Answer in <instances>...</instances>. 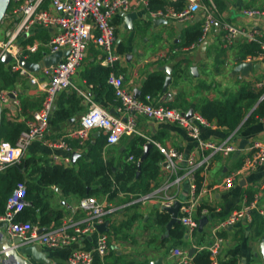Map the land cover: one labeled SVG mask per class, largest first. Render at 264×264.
<instances>
[{
	"label": "crops",
	"instance_id": "0c3cea01",
	"mask_svg": "<svg viewBox=\"0 0 264 264\" xmlns=\"http://www.w3.org/2000/svg\"><path fill=\"white\" fill-rule=\"evenodd\" d=\"M146 1L147 6L141 5L132 11L136 12L140 17L134 25L146 23L150 19L152 21V23L150 22L151 34L162 33L161 38L166 41L165 45L167 47L173 41L176 44L181 43L182 31L185 27L197 23L201 26L203 22L204 12L200 9L193 20L182 23V28H180L178 21L154 18L153 14L155 12L149 10V0ZM210 2L216 6L218 24L208 36L207 41L204 42L211 43L207 49L216 50L220 45H222L223 49H230L235 46L239 59L232 58L233 52H226V57L223 56L219 61L217 60L219 65L213 68V61L215 62L216 56L213 53L214 51L211 52L212 54L205 55L203 53V43L200 48L195 50L197 63L191 64L189 69L190 75L194 79L193 84L196 86L204 85V87L192 89L188 93L184 89L185 83L177 88L179 79L176 78L175 80L173 77V68L175 66L170 63L162 65H167L172 69V81L167 92L172 93L173 100L168 105L174 107L176 105L175 102L178 100L177 95L184 93L186 97L182 105L185 106L174 108H179L185 112L194 110V114L199 115H201L199 108L205 101L224 100L230 95L236 94L244 83L249 84L255 92L264 89V87H256V84L264 78V68L251 72L245 78H242L240 74H232L237 65L248 62V58L242 62L238 49L241 43L248 42V34L255 32L257 40L264 41V17L251 18L244 13L249 9H264V0H209ZM164 10L172 11L175 8L167 5ZM155 20H166L167 24L162 21L155 22ZM113 24L124 27L120 15L113 19ZM224 24L235 25L244 32L231 47H226L223 41L224 32L222 26ZM56 32V28L45 29L35 26L28 35H24L17 40L16 45L22 50L24 58L31 62H38L42 60L44 53L51 54L49 41ZM37 36H43V39H37ZM3 41L5 40H0V43ZM124 43L122 38L116 37L115 51H119L121 54L113 69L102 64L103 52L93 42L90 43L82 65L72 79V87L69 90L60 92L57 96L50 128L45 139L34 141L22 161L32 160L39 165H55L79 170L81 166L91 161L89 151L95 144L94 138L103 137L100 146L106 145V134L100 130L92 133L91 139L84 147L79 146L78 142L69 136L79 126L82 116L92 106H99L113 116H122L125 119V115L117 111L120 102L116 97L111 100L104 93L101 94L98 85L94 83L100 79L97 72L101 68H110L111 72L123 76L125 88L134 95L135 91L138 90L140 97L143 82L150 74L162 72L165 78L167 77L166 72L160 71L162 66L155 68L151 66L146 70V65L150 62L149 59L137 62L134 57L125 55ZM33 45L38 46V50L35 53H31L28 50ZM180 50L182 52L185 51V47L181 46ZM199 52L200 58L197 57ZM176 53L174 57L177 60L176 62H179L182 57L177 56ZM255 63L264 64V62ZM194 65L197 67V77L193 76L191 72V68ZM3 71L11 73V78L4 80L2 73H0V92L8 93L9 97L8 101H0L3 108L0 141L4 140L5 135L13 129L21 132L25 130L27 122L42 106L44 91L40 84L47 82L50 77L49 71L46 69L40 70L38 73L29 72L38 78L39 84L34 85L30 83V79L27 76L14 72L9 65L3 64ZM70 96L80 99L81 110L69 120L54 124L55 112L62 107H69L68 99ZM261 98H264V95ZM250 115L251 113L248 116ZM135 121L136 129L140 134L152 138L166 148L178 151L183 154L184 160L177 162L175 170H171L164 165L165 162L163 160L158 180L152 184V190L145 195L136 197L132 193L119 191L118 195L112 200L106 196H94L100 201H105L109 210H111L106 217V221H109V232H104L109 237V250L105 256L100 255L97 250L102 233L96 231L90 235L82 236L77 243L62 248L53 249L45 244L37 243L39 251L46 256V264H69V257L73 251L92 253L94 258L92 264H152L160 258L162 259V264H177L178 259L173 256L175 249L179 248L189 252L192 248H195V254H197L212 244L215 237L224 239L217 257L220 264H227V262L231 261L234 264H264V257L261 253V241L264 237V163L257 169L240 175L231 188L226 189L223 186L225 179L232 173L237 172L243 165L248 153L247 148L255 141H264V118L259 119L246 128L240 129L239 127L234 132H228L227 129L218 127L215 122H211L214 125L212 127H205L196 122L202 140L214 143L228 141L230 144L237 146L238 149L228 156L222 154L214 156L210 167L206 171L200 170L198 172L202 177L198 207L203 206L207 210L204 216L209 217V221L203 232L198 230L200 235L196 240H193V238L189 240L191 246L186 248L182 243L175 245L169 243L171 241L170 230H167V225L163 228L156 223V214L162 212L164 203L168 201L184 203L190 199L191 183L187 175L189 172L187 160L190 157H195L197 161H201L210 152L200 150L197 141L192 139L184 128L175 123L155 121L142 115H136ZM97 133L99 135L95 136ZM133 136L138 135L124 136L120 143L115 146L108 147L106 145L111 152L108 160L117 167L120 161L125 159L122 154L126 150L129 139ZM58 140L66 141L71 151L52 149L46 144L47 142ZM244 140L247 143H245V148L241 149V142ZM73 154H78L79 157L75 164L71 163L68 166L66 159H70L72 162ZM56 157L58 160H55ZM129 161L132 160L129 159ZM114 169L116 170V167ZM4 173L5 171L0 174ZM178 179H181L180 182H177ZM47 195L51 208L62 212V219L58 223L51 224L48 228L44 227L46 231L55 227L71 228L70 226L73 224L84 226L87 223L88 218L84 213L68 210V205L75 206L78 204L81 199L79 196H65L56 187L49 189ZM257 195H260V199L258 200L257 210L253 212V221L251 223L240 221L226 229L217 228L232 213L252 203ZM146 197L148 198L143 200ZM7 200L8 197L4 201L5 207ZM169 216L171 219L170 214ZM42 228L40 227V229ZM0 229L7 233V224L0 221ZM7 235L9 234L7 233ZM183 240H186V238Z\"/></svg>",
	"mask_w": 264,
	"mask_h": 264
},
{
	"label": "built area",
	"instance_id": "2783aa9c",
	"mask_svg": "<svg viewBox=\"0 0 264 264\" xmlns=\"http://www.w3.org/2000/svg\"><path fill=\"white\" fill-rule=\"evenodd\" d=\"M171 3L184 1L185 5L181 11L160 10L153 14L154 18L171 19L180 23H187L194 19L200 9L204 12V19L201 24V36L197 42L185 48V51H195L207 41L218 24L216 6L210 2L202 4L201 0H168ZM141 5L147 6L146 0H12L6 18H8V29L6 40L0 43V58L5 54H11L13 58L12 70L27 76L31 84H39L38 78L19 65V59L23 57L22 50L16 45L24 35H28L32 28L40 26L45 29L56 28V34L49 41L50 53L67 51L68 55L62 61L51 67L49 80L41 85L44 91V99L41 108L27 122L25 130L21 132L17 141H0V173L8 168L20 164L30 145L38 140L45 139L50 128V121L54 112L57 96L60 92L69 90L72 87V79L82 65L86 51L90 43H94L104 54L102 64L114 68L119 61V55L115 51L116 28L113 19L120 13H130ZM245 15L249 17H264V9H249ZM223 41L226 47L233 46L238 37L244 32L232 24L222 26ZM248 42H258L261 45V52L257 56L248 57V62H264V41L257 40L256 33L248 34ZM29 52L35 53L37 45L28 48ZM107 83L114 89L115 97L120 102L117 111L125 115L113 116L107 110L92 106L82 116L79 126L69 135L78 142L81 147L91 139L92 133L96 130L106 134V145L108 147L118 145L124 136L138 135L143 137L147 144L156 147L164 157V162L171 170L177 168V162L183 161V154L170 148H166L150 137H145L136 129V115L145 116L148 119L175 123L184 128L189 136L196 140L200 150L209 151L201 161L195 157L187 160L189 166L188 177L191 183V196L187 202L181 203L178 220L184 228L186 240H191L198 231L199 219L207 213L202 209L199 214V191L197 173L200 170L206 171L218 154L228 156L235 152L237 146L228 141L214 143L204 141L200 137L199 127L196 122L205 127L214 126L199 114L187 117V112L168 105L173 100L172 93L164 92L156 96L147 95L145 98H135L134 94L125 88L124 77L111 72ZM256 87H264V78L256 84ZM8 93L0 92V101H8ZM49 148L71 151L69 144L64 140L46 143ZM247 157L237 172L228 176L223 186L228 189L234 185L237 178L257 169L264 163V141H255L248 148ZM55 160H58L56 157ZM130 160H133L130 158ZM68 166L72 163L66 159ZM178 179L177 182H180ZM27 188L19 184L8 197L4 214L0 215V221L7 224V232L13 238H22L27 244H45L50 248H62L77 243L82 236L90 235L98 231L97 225L103 224L109 210L105 201L98 200L91 196L81 198L77 205H68V210L84 213L88 220L84 226L73 224L69 227H55L40 233V226L31 222L16 221V216L28 206L26 200ZM148 197L143 198L146 200ZM245 205L242 209L232 213L228 219L222 222L217 228L226 229L234 226L240 221L251 223L253 212L257 210L258 200ZM174 201L164 203V207H170ZM111 209V208H110ZM263 213V212H261ZM108 235L102 233L98 252L105 256L109 250ZM224 239L215 237L205 251L210 254L212 264H220L217 260ZM173 256L178 259L177 264H193L189 252L182 249H175ZM93 255L90 252L73 251L69 257V264H92Z\"/></svg>",
	"mask_w": 264,
	"mask_h": 264
},
{
	"label": "trees",
	"instance_id": "16d2710c",
	"mask_svg": "<svg viewBox=\"0 0 264 264\" xmlns=\"http://www.w3.org/2000/svg\"><path fill=\"white\" fill-rule=\"evenodd\" d=\"M167 5L173 6L176 11H181L185 3L184 1L170 3L167 0H149L151 12L164 10ZM200 36L201 26L198 23L188 25L182 31L183 47L191 46L199 40ZM238 49L243 62L250 56H257L261 52V45L258 42H244L238 46ZM0 65L3 66L1 62ZM97 73L100 79L94 83L98 85L100 93H104L111 100L115 99L114 89L107 83L111 69L101 68ZM2 77L4 80L10 79L11 73L3 71ZM165 79L162 72L150 74L143 82L140 98L162 93ZM263 95L264 89L255 92L249 84L244 83L236 94L224 100L205 101L199 111L201 116L209 122H215L218 127L234 132L239 127L246 128L264 118V98L258 104ZM68 104V108L62 107L55 112L54 124L69 120L81 110L80 99L75 96H70ZM257 104V108L248 116ZM20 134V130L13 129L5 135L4 140L15 143ZM102 139L103 137L94 138L95 144L89 151L91 161L81 166L79 170L55 165H39L32 160L22 161L5 170L4 174H0V214L5 212V199L19 184L26 186V200L29 204L16 216V221L31 222L41 228H48L62 219V212L53 210L47 200V191L55 187L65 196L77 195L80 198L106 196L111 200L118 195L119 191L132 193L136 197L149 193L152 190V184L159 178L160 163L164 160L160 151L153 147L139 169L138 163L144 155L147 141L141 136H133L122 154L125 159L121 160L117 167L113 162H104L95 156L101 147ZM130 158L133 160L129 161ZM201 181L202 177L200 173H197L198 191ZM202 209H204L203 206L198 208L199 214ZM169 221L168 213L162 211L156 214L158 225L165 227ZM170 235L180 243L185 238L184 229L180 224H176L170 230ZM192 261L193 264H212L210 254L205 250L195 254ZM227 264H234V262H227Z\"/></svg>",
	"mask_w": 264,
	"mask_h": 264
},
{
	"label": "water",
	"instance_id": "95a60500",
	"mask_svg": "<svg viewBox=\"0 0 264 264\" xmlns=\"http://www.w3.org/2000/svg\"><path fill=\"white\" fill-rule=\"evenodd\" d=\"M11 1L12 0H0V25L9 10ZM120 17L123 20L124 28L126 30H131V31L135 30L134 23L140 19L139 15L136 12L120 13ZM157 21H162L164 24H167L166 20H155V22ZM178 26L182 28V23L179 22ZM210 45L211 43H204L203 51H205L207 47H209ZM67 55H68L67 51H59L53 54L44 53L42 60L38 62H31L26 58L21 57L19 59V65L31 73H38L40 70H44V69L51 71V67L60 63L62 61V58ZM0 62L5 65H10L13 62V58L11 54L5 53L0 58ZM261 68H264V64L243 62L234 68L232 74L233 75L240 74L242 78H245L248 77V75L251 72L260 70ZM160 71L166 72L167 74L163 86V92H167L168 87L172 81V77H171L172 69L166 65L160 67ZM191 72L193 76L195 77L198 76L196 65H194L191 68ZM134 96L135 98H139L140 92L136 90ZM262 99L263 98L259 100L258 104L262 101ZM258 104L250 113H252L257 108ZM2 113H3V108L0 102V128L2 123ZM193 114H194V110H189L186 115L188 118H191ZM98 135L99 133L95 134V136ZM245 143H247L245 142V140L241 142V149L245 148ZM152 148L153 145L146 144L144 155L138 163L139 169H141L143 161L147 158ZM78 157H79L78 154H73L72 157L73 164L76 163ZM162 165L163 164L160 163V166ZM164 165L167 166L166 163ZM180 207H181V202L179 201L174 202V204L170 207H163L162 211L171 215V219L167 224V230H171L176 224H180L178 220ZM208 221H209V217L207 216H204L201 219H199V227H198L199 232H203V229L207 225ZM108 225H109V221H105V223L97 225V230L101 233L109 232ZM45 231L46 228L40 229V233H43ZM7 233L4 230L0 229V264H46L47 263L45 254L39 251L38 246L36 244H27L22 238L10 237L9 235H7ZM195 253H196V249L192 248L189 251V257L193 258ZM261 253L264 257V237L261 241ZM152 264H162V259L160 258L157 261L153 262Z\"/></svg>",
	"mask_w": 264,
	"mask_h": 264
},
{
	"label": "rangeland",
	"instance_id": "374dc122",
	"mask_svg": "<svg viewBox=\"0 0 264 264\" xmlns=\"http://www.w3.org/2000/svg\"><path fill=\"white\" fill-rule=\"evenodd\" d=\"M203 4H209V0H201ZM216 4V2H215ZM7 15V14H6ZM8 18L3 19L1 25H0V40H6V33L5 31H7L8 29ZM152 21H150V19H148V22L143 23V24H135V30L134 31H130V30H126L124 27L122 28V26H118V24H114L115 28H116V37H118L119 39H123L124 40V44H125V55H130L132 57H134V59H136L137 62H141L143 60L149 59L150 62L149 64H147L146 66V70L149 69V67L153 66L154 68L157 66H162L163 64L166 63H170L173 64L175 67L173 68V77L176 80L179 79V82L177 83V88H179L182 84L185 83L184 85V89L187 91H190L192 89L195 88H200V87H204V85H198L196 86L195 84H193L194 79L192 78V75H190V69L189 66L193 63H197V58L195 55V51H181L180 48L181 46H183V40L181 41V43L176 44L174 41L172 43L165 45V40H162L161 36L162 33L160 34H151V24ZM37 39H43V36H37ZM174 40V39H172ZM178 53H176V52ZM214 51L213 53L216 56V60L215 62L213 61V68L216 65H219L218 61L220 58H223V56L226 57V52H233V59H239L238 56V51L237 49L234 47L230 48V49H223L222 45H220L219 48L215 49H207L205 50L203 53L205 55L207 54H212L211 52ZM177 56H181L182 59L179 62H176L177 60L175 59V53ZM117 55H120L121 53L118 51H116ZM226 54V55H225ZM200 58V52L198 53V56ZM218 60V61H217ZM171 61V62H170ZM173 61V62H172ZM189 61V62H187ZM217 61V63H216ZM12 68V65H9ZM3 70V66L0 65V73H2ZM207 84V83H206ZM172 87V86H171ZM183 89V91H184ZM185 91V92H186ZM178 100L175 102V106H185L182 105L185 101V97L186 95L184 93H179L177 95ZM180 98V99H179ZM111 152L108 150V147L105 146H101L100 149L97 150L95 156L97 158H100L101 160H103L104 162L109 161L108 159L110 158ZM107 160V161H106ZM165 228V227H163ZM162 228V229H163ZM184 229V228H183ZM164 230V229H163ZM200 234L198 232H196L193 235V240H196V238L199 236ZM182 245L186 248L191 246V244L189 243V240H182ZM171 245H175L177 243H180L178 240L174 239L171 237V241L169 242Z\"/></svg>",
	"mask_w": 264,
	"mask_h": 264
}]
</instances>
